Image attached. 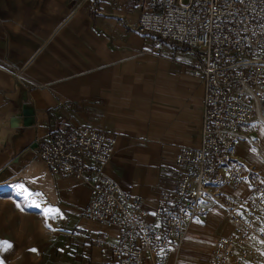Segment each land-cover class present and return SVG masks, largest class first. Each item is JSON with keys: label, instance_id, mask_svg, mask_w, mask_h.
<instances>
[{"label": "crops", "instance_id": "obj_1", "mask_svg": "<svg viewBox=\"0 0 264 264\" xmlns=\"http://www.w3.org/2000/svg\"><path fill=\"white\" fill-rule=\"evenodd\" d=\"M158 1L0 0V195L6 193L0 205L10 204L11 217L18 219L15 240L0 234V241L11 244L0 248L2 264L111 260L110 248L91 244L89 238L105 233L108 241L116 242L117 230L81 214L89 198L82 179L35 172L30 151L17 164L10 162L30 144L37 148L48 128L89 124L114 133V153L104 173L121 190L140 196L148 212L161 189L173 190L176 149L199 141L203 87L192 72L194 51L137 29L139 12ZM24 117L28 125H23ZM11 118L16 125L10 124ZM253 128L257 131L249 134L259 135L264 150L261 125L250 123L240 130ZM235 146L239 161L264 172V162L247 141ZM18 183L41 194L34 197L40 208L17 194L12 186ZM224 190L244 196L248 187L243 183ZM203 204L206 211L190 223L179 250L170 245L160 251L163 258L170 250L173 259L160 263L159 252L146 253L143 264L203 259L213 239L231 229L222 208L206 200ZM49 205L62 213V218L47 221L51 228L42 212ZM190 228L197 237L210 231L202 256H197L198 240L187 239ZM185 242L191 246L183 247Z\"/></svg>", "mask_w": 264, "mask_h": 264}, {"label": "built area", "instance_id": "obj_2", "mask_svg": "<svg viewBox=\"0 0 264 264\" xmlns=\"http://www.w3.org/2000/svg\"><path fill=\"white\" fill-rule=\"evenodd\" d=\"M141 10L136 26L197 54L192 72L202 82L199 141L180 145L172 159L175 186L161 189L152 212L141 197L121 190L104 167L114 153V133L89 124L48 128L37 157L53 174L72 175L88 186L81 214L117 230L89 238L107 245L105 264H143L178 246L204 200L220 206L232 229L215 240L206 264H264V179L252 171L248 191L234 196L247 169L236 154L243 125L264 124V0H159ZM247 169V170H246Z\"/></svg>", "mask_w": 264, "mask_h": 264}, {"label": "rangeland", "instance_id": "obj_3", "mask_svg": "<svg viewBox=\"0 0 264 264\" xmlns=\"http://www.w3.org/2000/svg\"><path fill=\"white\" fill-rule=\"evenodd\" d=\"M11 68V67H10ZM254 123H258V125H261L262 126V130L260 131V133L259 132H257V133H259L260 135H261V133H263L264 132V124L263 123H260V122H254ZM7 128V127H6ZM255 131H257V129L256 128H253V129H251V131L250 132H245V131H241V135L239 136V138H238V140H237V142L239 141V140H245V141H247L250 145H251V147L254 149V152H256V154H258V156H259V158L261 159V161L262 162H264V150L259 146V144H258V138H259V135L258 134H249V133H253V132H255ZM236 142V143H237ZM23 150V149H22ZM21 150V151H22ZM30 153H32V162H31V166H32V169L35 171V172H40L41 174H44V175H47L48 173H50V174H53V173H51L49 170H48V168L45 166V164L37 157V148L35 147V148H33L32 150H30ZM12 161V160H11ZM10 161V162H11ZM242 163V162H241ZM247 169H249V170H247V175H246V178L244 179V181H243V183H247V187H248V185H249V179L251 178V176H252V171H257L262 177H263V179H264V172L261 170V168L260 167H258L256 164H252V163H242ZM23 170V169H22ZM19 174H21V175H23L24 176V178L26 177V175L24 174V171H19L18 172ZM18 174V175H19ZM18 177V176H17ZM0 178H1V176H0ZM242 183V184H243ZM16 193V192H15ZM228 193V192H227ZM5 194L6 193H1V197L2 196H5ZM207 202H209V203H211V201L210 200H206ZM212 204H215V203H212ZM216 205V204H215ZM204 206V205H203ZM218 206V205H217ZM220 207V206H219ZM221 208V207H220ZM10 210H14V208H12V206H10V204H7V205H5V206H3L2 208H1V205H0V234H5V235H7V236H9L10 238L8 239V240H15L16 239V236H15V238H14V234H15V232H16V226H17V218H14V217H11V214H10ZM204 211H206V207L204 206ZM201 215V214H200ZM226 215V214H225ZM227 217V216H226ZM200 218V217H199ZM199 218H198V220H199ZM228 219V218H227ZM194 220V219H193ZM192 220V221H193ZM198 220H195V221H198ZM191 221V222H192ZM229 221V220H228ZM190 222V223H191ZM199 223H201V224H204L205 223V221L204 220H199L198 221ZM230 222V221H229ZM190 223H189V225H190ZM231 224V223H230ZM189 225H188V227H187V230H188V228H189ZM231 229H232V226H231ZM230 229V230H231ZM187 230H186V232H187ZM202 231H205V230H202ZM186 232H185V234H186ZM206 232L208 233V236H209V232L210 231H208V230H206ZM192 233H194L192 230H191V228H190V230H189V233L187 234V239L190 237V240H193V239H195V240H198V245L197 246H199V247H197L198 249H196V252H197V256L199 255V256H202V254H203V252H201V251H204V248H205V246H207V239H208V236H207V233L205 234H203L202 236H196V235H194V234H192ZM228 233V232H227ZM185 234H184V236H183V238H182V240H181V242H180V244L176 247V246H173V248L175 249V250H179V248H180V246L182 245V243H183V240H184V237H185ZM223 234H226V233H223ZM220 235H222V234H220ZM220 235H218V236H220ZM218 236H217V238H218ZM216 237L213 239V243H212V245L214 244V242H215V240L217 239ZM186 246H191V244L190 243H188V242H185V245L183 246V247H186ZM256 246L258 247V250H259V252H260V255L261 256H263L264 257V245L262 244V243H259V242H257L256 243ZM213 247V246H212ZM210 248L211 247H209V248H207L206 249V255L203 257V259H200L199 258V260L198 261H196V262H194L193 264H206V261H207V259H208V253H209V250H210ZM211 250H212V248H211ZM168 254H167V256L166 255H163V258H161V252H159L158 253V260H160L161 262L160 263H162V262H164V260H165V263L166 262H168L170 259H173V257H172V255L170 254V250L167 252ZM162 259V260H161ZM157 260V261H158Z\"/></svg>", "mask_w": 264, "mask_h": 264}, {"label": "snow or ice", "instance_id": "obj_4", "mask_svg": "<svg viewBox=\"0 0 264 264\" xmlns=\"http://www.w3.org/2000/svg\"><path fill=\"white\" fill-rule=\"evenodd\" d=\"M12 187H14L17 190V194L21 195L25 201L30 202L29 206H34L37 208L41 207V204L38 203L34 199V197L41 195L40 193H34V192L30 191L22 183L15 184ZM42 212H43V215L45 218V226L49 227V228H51V226L47 223V221L49 219H55L57 217L62 218V213H60V210L55 208L54 206H51V205L43 208ZM5 247H11V244L8 242L0 241V248H5ZM30 251L35 252L36 249H30ZM0 264H2V262H0Z\"/></svg>", "mask_w": 264, "mask_h": 264}, {"label": "water", "instance_id": "obj_5", "mask_svg": "<svg viewBox=\"0 0 264 264\" xmlns=\"http://www.w3.org/2000/svg\"><path fill=\"white\" fill-rule=\"evenodd\" d=\"M25 116H26V115H25ZM10 122H11L10 124H11L12 126L16 125V120H15V118H11ZM22 122H23V125H28L27 120H26L25 117H24V119H22ZM35 146H36V143H32V144H30L28 147L24 148V149H23L18 155H16V156L12 159L11 163H12V164H17V163H18V158H19L20 156L24 155L26 152L32 150Z\"/></svg>", "mask_w": 264, "mask_h": 264}]
</instances>
